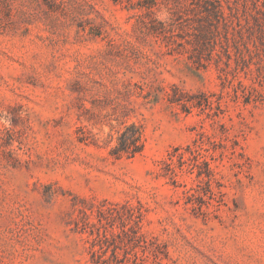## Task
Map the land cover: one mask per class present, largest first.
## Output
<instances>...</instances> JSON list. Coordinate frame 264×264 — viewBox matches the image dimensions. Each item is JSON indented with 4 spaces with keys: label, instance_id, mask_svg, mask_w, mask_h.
I'll use <instances>...</instances> for the list:
<instances>
[{
    "label": "rangeland",
    "instance_id": "rangeland-1",
    "mask_svg": "<svg viewBox=\"0 0 264 264\" xmlns=\"http://www.w3.org/2000/svg\"><path fill=\"white\" fill-rule=\"evenodd\" d=\"M0 264H264V0H0Z\"/></svg>",
    "mask_w": 264,
    "mask_h": 264
},
{
    "label": "trees",
    "instance_id": "trees-1",
    "mask_svg": "<svg viewBox=\"0 0 264 264\" xmlns=\"http://www.w3.org/2000/svg\"><path fill=\"white\" fill-rule=\"evenodd\" d=\"M140 134H129L128 131H124L120 136V146H116V151H127L134 155L137 151H139L142 147V144L138 143L140 140Z\"/></svg>",
    "mask_w": 264,
    "mask_h": 264
}]
</instances>
